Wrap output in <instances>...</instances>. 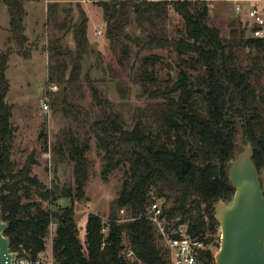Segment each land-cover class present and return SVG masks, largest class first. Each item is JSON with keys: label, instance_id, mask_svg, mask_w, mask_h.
I'll use <instances>...</instances> for the list:
<instances>
[{"label": "trees", "instance_id": "16d2710c", "mask_svg": "<svg viewBox=\"0 0 264 264\" xmlns=\"http://www.w3.org/2000/svg\"><path fill=\"white\" fill-rule=\"evenodd\" d=\"M3 1L10 16L11 40L21 55L29 57L25 0ZM93 1L104 12L111 70L113 66L120 71L126 67L131 42L137 54L153 48L178 53L177 74L171 70L165 79L158 78L150 68L163 57L154 53L143 56L137 82L142 95L155 104L132 128L126 127L123 117L109 104L110 108H102L100 116L90 123V134L84 139L71 128L59 137L53 150L59 161L73 163L74 195L78 199L90 175L91 162L86 154L91 136L103 160L102 175L106 177L120 167L124 171L121 188L110 203L107 223L98 213H89L82 243L73 219V203L61 213L49 207L60 197H72L73 202L72 189L45 188L31 175L33 157L19 168L11 158L14 133L12 106L6 101L10 89L6 70L14 47L0 51V206L7 223L4 235L12 251L25 248L33 257H40L49 226L56 219L53 264H170L169 254L159 247L160 236L147 217L153 196L164 200L162 208L169 221L179 219V223L187 224L189 235L206 245L213 243L220 229L213 205L218 200L230 203L235 192L228 173L235 155L237 123L254 151L262 188L264 37L248 35L247 25L240 18L230 20L228 36L224 37L210 21V0H146L142 6L128 0ZM54 6L48 5L51 14H56ZM169 8L184 21L176 35H169L165 28ZM131 12L139 23L142 17L148 19L149 28L143 36L126 32L133 21ZM81 17L68 29H73L76 53L62 46V37L48 46L49 58L54 60L49 67V86L70 83L87 51L88 17L83 10ZM59 25L62 28L65 24ZM258 28L254 24L250 32ZM243 58L248 63L244 64ZM70 59L73 64L67 76ZM122 209L129 215L125 221L118 215ZM125 237L128 246L123 243ZM203 261L215 264L214 253L205 250Z\"/></svg>", "mask_w": 264, "mask_h": 264}, {"label": "rangeland", "instance_id": "374dc122", "mask_svg": "<svg viewBox=\"0 0 264 264\" xmlns=\"http://www.w3.org/2000/svg\"><path fill=\"white\" fill-rule=\"evenodd\" d=\"M51 1V2H49ZM131 4L144 5L146 0H128ZM211 23L219 27L224 37L228 36V24L231 19H241L247 25V34L254 35L252 21L248 18V11L258 8L264 15V0H243V10H236V0H210ZM49 3H53L56 14L48 11ZM25 33L29 39L30 56L25 57L18 52L12 42L7 6L0 0V51L14 47L10 55L6 76L10 89L6 101L12 106V127L14 133L11 158L16 167H21L29 157L35 163L31 165V175L38 178L45 188L55 187L59 191L72 189V197H60L51 207L52 211L61 213L63 209L73 203V219L78 228V237L85 242V223L89 213H98L107 223L111 201L117 196L124 176L123 168H117L104 177L102 175L103 160L97 148L96 139L91 136L90 148L87 157L91 162L89 179L84 187L83 195L78 199L73 172V163L61 162L53 148L62 132L71 128L81 139L89 133V125L96 120L102 108H110L120 114L125 120L126 127L132 128L138 122L140 115H145L148 108L155 102L142 95L141 86L137 82L143 56L158 54L163 57L160 63L152 66L160 79H165L173 70L177 74L175 64L180 62V55L167 49L153 48L137 54L136 46L129 42L130 55L126 67L120 71L116 66L110 69L112 54L109 42L105 36V21L102 6L93 0H25ZM137 6V11L140 9ZM88 17L87 23V51L79 59V67L70 83L62 85H47L49 67L54 60L49 58L48 46L57 37H62V46L77 50L73 29L68 32L69 26L79 23L82 19L81 11ZM132 23L127 26L126 32L134 36H143L149 28V21L145 17L141 22L136 15L130 13ZM66 17V18H65ZM59 24H65L62 28ZM184 21L172 8L168 9V18L165 22L169 35H176L178 28H183ZM101 29L102 33L94 32ZM33 53V55H32ZM77 56V55H76ZM67 76L72 68V60ZM243 63H248L243 58ZM171 64V66H169ZM112 66V65H111ZM119 74H118V72ZM175 71V72H174ZM264 79V76L262 80ZM52 87H55L54 89ZM99 99V103H97ZM233 152L240 151L237 145L240 123L235 124ZM90 134V133H89ZM242 141L246 143L243 134ZM247 144V143H246ZM262 190L264 192V167L261 169ZM38 199V198H37ZM160 204L164 202L162 198ZM120 221H125L129 215L124 209L119 213ZM57 220L49 226V235L45 239V249L40 253L43 264H53V240L55 237ZM219 237V240H218ZM128 237L123 240L128 246ZM161 249H167L166 244L157 239ZM220 246V229L216 240L207 245L214 255ZM131 262L135 258L129 256ZM169 258V256H168ZM170 261V260H169ZM141 264V263H138Z\"/></svg>", "mask_w": 264, "mask_h": 264}, {"label": "water", "instance_id": "95a60500", "mask_svg": "<svg viewBox=\"0 0 264 264\" xmlns=\"http://www.w3.org/2000/svg\"><path fill=\"white\" fill-rule=\"evenodd\" d=\"M242 137L240 126L237 136L240 151L231 160L228 173L235 189L233 199L230 203L218 200L213 205L214 217L220 225L215 264H264V193L253 161L254 151ZM6 227L0 206V264H10L12 255L9 238L4 235Z\"/></svg>", "mask_w": 264, "mask_h": 264}, {"label": "built area", "instance_id": "2783aa9c", "mask_svg": "<svg viewBox=\"0 0 264 264\" xmlns=\"http://www.w3.org/2000/svg\"><path fill=\"white\" fill-rule=\"evenodd\" d=\"M235 7L238 12L242 11L241 4L238 3ZM247 15L252 23L259 26L258 29L252 31L253 36L264 37V15L261 14L260 9L252 8ZM101 33V29L94 32L95 35ZM159 200L161 199L153 196L147 217L155 226L160 239L167 246L170 264H204L203 253L207 247L206 243L198 237L189 235L186 223H179V219L176 222L169 221L164 215L163 203L160 204ZM10 252L12 253L10 264H43L40 257H33L30 251L25 248L13 251L10 249Z\"/></svg>", "mask_w": 264, "mask_h": 264}, {"label": "crops", "instance_id": "0c3cea01", "mask_svg": "<svg viewBox=\"0 0 264 264\" xmlns=\"http://www.w3.org/2000/svg\"><path fill=\"white\" fill-rule=\"evenodd\" d=\"M49 2H51V1H49ZM241 2H242V1H238L236 4H238V3L241 4ZM241 6H242V10H243V5L241 4ZM249 10H250V9H249ZM26 13H27V11H26ZM247 14H248V13H247ZM25 17H26V16H25ZM24 23H25V18H24ZM32 55H33V53H32Z\"/></svg>", "mask_w": 264, "mask_h": 264}]
</instances>
